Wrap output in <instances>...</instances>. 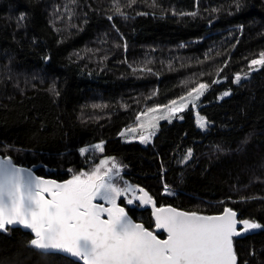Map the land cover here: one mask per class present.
<instances>
[{"label":"trees","instance_id":"1","mask_svg":"<svg viewBox=\"0 0 264 264\" xmlns=\"http://www.w3.org/2000/svg\"><path fill=\"white\" fill-rule=\"evenodd\" d=\"M263 37L264 0H0V154L59 182L114 157L123 180L159 207L204 215L229 207L264 225V68L249 72ZM236 73L250 77L236 84ZM199 83L210 85L198 105L208 132L190 109L146 145L120 135ZM101 141L102 153L92 148ZM118 204L155 230L151 210L126 197ZM31 239L20 228L0 231V264H82ZM234 247L238 264H264V229Z\"/></svg>","mask_w":264,"mask_h":264},{"label":"snow or ice","instance_id":"2","mask_svg":"<svg viewBox=\"0 0 264 264\" xmlns=\"http://www.w3.org/2000/svg\"><path fill=\"white\" fill-rule=\"evenodd\" d=\"M136 2L129 0V6ZM116 11L124 16L119 7ZM260 68H264V52L249 62V72ZM222 71L223 68L218 69L217 75ZM247 78L248 73L244 76L236 73L233 83L240 84ZM220 82L212 81L213 84ZM209 87L207 83H199L179 97V103L172 100L168 105L147 109V113L136 116V127L130 126L120 135L133 136L139 129L140 143L148 144L156 135L160 120L171 123L177 113L189 105L195 109ZM51 91L55 92V88ZM228 95V91L223 93V96ZM161 108L166 110L165 115H152L147 121L141 119ZM195 115L197 126L206 129L209 123L206 118L198 112ZM92 148L102 153L104 142ZM79 151L83 156L89 148ZM191 157L189 149L181 162ZM121 169L114 157H105L90 170H82L58 182L35 176L31 169L17 167L10 158L0 159V231H8V226H22L33 235L30 247L45 254H63L82 264H238L233 238L264 229V225L253 220H238L237 213L229 207L218 215L182 211L171 206L157 207L147 191L123 181ZM165 192H168L167 185ZM129 193L131 198L126 199V204L138 202L137 206H150L155 230H162L166 238L161 239L155 230L134 222L125 207L117 203Z\"/></svg>","mask_w":264,"mask_h":264},{"label":"rangeland","instance_id":"3","mask_svg":"<svg viewBox=\"0 0 264 264\" xmlns=\"http://www.w3.org/2000/svg\"><path fill=\"white\" fill-rule=\"evenodd\" d=\"M245 74H242L241 76H244ZM250 77V73H248V78ZM247 78V79H248ZM207 92V91H206ZM205 92V93H206ZM205 95V94H204ZM204 95L200 98V100L199 101H197V107L194 109V114H196L197 112L200 114V116H202V117H204V118H206V120L209 122L208 123V127L206 128V129H200L198 126V128L201 130V131H203V132H208L209 130H210V126H211V123H210V121H209V119L205 116V115H203L200 111H199V107H198V105H199V103L201 102V100L203 99V97H204ZM178 101V100H177ZM178 103H179V101H178ZM190 109H193L192 107H191V105H189V107L188 108H186L184 111H182V112H179V113H177V118H173L172 119V121H171V123L172 122H174V121H176V120H182V119H179L178 117L179 116H182V114L187 110H190ZM144 113H147V111H145ZM166 114V110H164L163 108H161L160 109V111H158L157 113H155V114H151V113H149V114H147L146 116H142L141 117V119L142 120H145V121H147L149 118H151V116L152 115H157V116H159V115H165ZM195 119H196V115H195ZM165 123H169L167 120H160L159 121V124H158V130H157V132H156V135H157V133H158V131L161 129V127H162V125L163 124H165ZM138 124H136V125H134V126H132V127H136ZM139 129H138V131H137V133L135 134V135H133V136H128V135H126V136H123V138L125 139V140H127V141H137V142H140L139 141ZM155 135V136H156ZM154 137V136H153ZM144 145H146V144H144ZM86 154V153H85ZM123 181H125V180H123ZM138 195H139V193H137ZM127 198H131V193H129L128 194V196L126 197V199ZM119 201V200H118ZM118 201H117V203H118ZM103 203V202H102ZM134 203H138V202H134ZM121 206V205H120Z\"/></svg>","mask_w":264,"mask_h":264},{"label":"water","instance_id":"4","mask_svg":"<svg viewBox=\"0 0 264 264\" xmlns=\"http://www.w3.org/2000/svg\"><path fill=\"white\" fill-rule=\"evenodd\" d=\"M8 158H10L11 159V161H12V163L14 164V165H16L17 167H23V166H20V165H17V164H15L14 163V161H13V159L11 158V157H4L3 155H1L0 154V159H8ZM23 168H28V167H23ZM28 169H31L32 170V172H33V174L35 175V176H38L37 174H36V170H37V168L36 167H32V168H28ZM59 182V181H58ZM140 188V187H139ZM144 189V188H143ZM145 190V189H144ZM146 191V190H145ZM148 192V191H147ZM149 193V192H148ZM149 195H151L150 193H149ZM154 199V198H153ZM155 200V202H156V199H154ZM102 203V202H101ZM105 206H107V205H105ZM156 206L157 207H159L158 206V204H157V202H156ZM122 207V206H121ZM171 207H173V206H171ZM141 209H146V210H151V207L150 206H147V207H140ZM175 208V207H174ZM177 209V208H176ZM126 210V209H125ZM126 212H127V210H126ZM236 212V211H235ZM237 213V212H236ZM129 215V214H128ZM130 216V215H129ZM131 217V216H130ZM132 218V217H131ZM133 219V218H132ZM237 219L239 220V215H238V213H237ZM133 221L134 222H136L134 219H133ZM138 223V222H137ZM237 227L238 228H240L241 226L240 225H237ZM8 228H20V229H23L24 231H26V232H30V230H26V229H24L22 226H16V227H12V226H8ZM156 232H157V234L158 233H163V231L162 230H155ZM258 230H255V231H253V232H249V233H247V234H242L241 236H238V237H234L233 238V242H234V239L235 238H243V237H246V236H248V235H251V234H254V233H256ZM166 234V233H165ZM235 248V247H234ZM63 255V254H62ZM65 256V255H64ZM67 257V256H66Z\"/></svg>","mask_w":264,"mask_h":264},{"label":"bare ground","instance_id":"5","mask_svg":"<svg viewBox=\"0 0 264 264\" xmlns=\"http://www.w3.org/2000/svg\"><path fill=\"white\" fill-rule=\"evenodd\" d=\"M200 22H201V21H200ZM216 28H217V27H216ZM217 29H218V28H217ZM208 31H209V30H208ZM220 32H221V31H220ZM223 35H225V34H223ZM263 38H264V37H263ZM221 39H222V38H221ZM227 63H229V62H227ZM233 64H234V63H233ZM233 64H232V65H233ZM200 65H201V64H200ZM195 66H196V65H195ZM228 66H229V65H228ZM227 68H228V67H227ZM200 71H201V70H200ZM199 76H200V74H199ZM261 77H262V76H261ZM255 80H256V79H255ZM252 81L254 82V80H252ZM248 82H251V81L248 80L247 83H248ZM247 83H244V85L247 84ZM255 83H256V82H255ZM255 83H254V84H255ZM257 83H258V82H257ZM251 84H252V83H251ZM244 85H243V86H244ZM151 87H152V86L149 85V88H148V89H150ZM248 87H249V85H248ZM254 87H255V85H254ZM148 89H147V90H148ZM151 89L153 90V88H151ZM151 89H150V90H151ZM251 89H252V87H251ZM238 90H240V89H238ZM144 91H145V90H144ZM245 91H246V90H245ZM147 92H148V91H147ZM149 93H150V92H149ZM151 93H152V92H151ZM254 93H255V92H254ZM248 94H249V93H248ZM230 95H231V94H230ZM254 95H255V94H254ZM254 95H252V96H254ZM128 96H129V95H128ZM148 96H149V95H148ZM219 96H221V95H219ZM252 96H250V97H252ZM154 97H155V96H153V98H154ZM214 97H215V96H214ZM145 98H147V97H145ZM143 99H144V98H143ZM213 100H214V99H213ZM214 101H216V100H214ZM218 101H219V100H218ZM221 101H222V100H221ZM247 101H249V100H247ZM153 102H154V101H153ZM250 102H251V101H250ZM239 103H240V102H239ZM252 103H253V102H252ZM147 104H148V103H147ZM151 104H152V103H151ZM241 104H244V103H241ZM241 104H240V105H241ZM145 105H146V104H145ZM234 105H235V104H234ZM248 105H249V104H248ZM251 107H252V106H251ZM241 108L243 109V107H241ZM186 111H187V110H186ZM186 111H185V112H186ZM238 111H239V110H238ZM250 111H251V110H250ZM192 112H193V111H192ZM248 112H249V111H248ZM229 116H230V115H229ZM231 116H232V115H231ZM256 116H257V115H256ZM229 118H230V117H229ZM230 119H231V118H230ZM258 120H259V119H258ZM222 121H223V120H222ZM226 122H227V120H226ZM223 123H224V122H223ZM224 125H226V124L224 123ZM254 125H255V124H254ZM226 126H228V125H226ZM230 126H231V125H230ZM255 126H256V125H255ZM254 129H255V128H254ZM258 130H259V129H258ZM257 132H258V131H257ZM257 132H255V133H257ZM251 139H252V137H251ZM242 143H243V142H242ZM171 147H172V145H171ZM240 148H241V146H240ZM170 149H171V148H170ZM242 150H244V149H242ZM242 150H241V151H242ZM162 151H163V150H162ZM170 153H171V152H170ZM163 154H165V153H163ZM166 155H167V154H166ZM169 155H171V154H169ZM261 179H262V178H261ZM263 180H264V179H263ZM260 183H261V182H260ZM263 183H264V181H263ZM263 183H262V184H263ZM262 205H263V204H262Z\"/></svg>","mask_w":264,"mask_h":264}]
</instances>
